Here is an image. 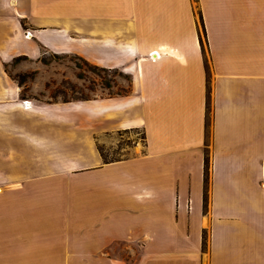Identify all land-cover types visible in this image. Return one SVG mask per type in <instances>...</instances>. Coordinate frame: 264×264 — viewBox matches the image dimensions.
Segmentation results:
<instances>
[{"label":"crops","instance_id":"obj_1","mask_svg":"<svg viewBox=\"0 0 264 264\" xmlns=\"http://www.w3.org/2000/svg\"><path fill=\"white\" fill-rule=\"evenodd\" d=\"M42 50L129 92L24 97L6 65ZM0 264H264V0H0Z\"/></svg>","mask_w":264,"mask_h":264},{"label":"rangeland","instance_id":"obj_2","mask_svg":"<svg viewBox=\"0 0 264 264\" xmlns=\"http://www.w3.org/2000/svg\"><path fill=\"white\" fill-rule=\"evenodd\" d=\"M199 26L203 42L204 30L200 23ZM6 70L20 85L24 97L40 103L81 102L123 95L129 92L131 82L129 75L116 69L96 67L77 54L46 50H42L35 61L24 57L15 60L6 65ZM142 137L141 130L133 129L96 136L95 142L104 160L111 162L137 153ZM208 171L204 172L205 182ZM206 242L207 234H204V251Z\"/></svg>","mask_w":264,"mask_h":264},{"label":"built area","instance_id":"obj_3","mask_svg":"<svg viewBox=\"0 0 264 264\" xmlns=\"http://www.w3.org/2000/svg\"><path fill=\"white\" fill-rule=\"evenodd\" d=\"M28 35H29V33L27 32V33H26V36H28ZM23 103H24V104H27V101H24Z\"/></svg>","mask_w":264,"mask_h":264},{"label":"bare ground","instance_id":"obj_4","mask_svg":"<svg viewBox=\"0 0 264 264\" xmlns=\"http://www.w3.org/2000/svg\"><path fill=\"white\" fill-rule=\"evenodd\" d=\"M29 101H27V104H28Z\"/></svg>","mask_w":264,"mask_h":264},{"label":"trees","instance_id":"obj_5","mask_svg":"<svg viewBox=\"0 0 264 264\" xmlns=\"http://www.w3.org/2000/svg\"><path fill=\"white\" fill-rule=\"evenodd\" d=\"M205 171H207V169Z\"/></svg>","mask_w":264,"mask_h":264}]
</instances>
